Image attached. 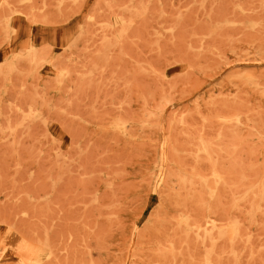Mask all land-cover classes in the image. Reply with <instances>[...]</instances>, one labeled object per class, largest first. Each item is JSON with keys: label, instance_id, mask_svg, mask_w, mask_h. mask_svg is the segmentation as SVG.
Returning a JSON list of instances; mask_svg holds the SVG:
<instances>
[{"label": "rangeland", "instance_id": "obj_1", "mask_svg": "<svg viewBox=\"0 0 264 264\" xmlns=\"http://www.w3.org/2000/svg\"><path fill=\"white\" fill-rule=\"evenodd\" d=\"M245 72L264 79V0H0V225L47 243L41 264H159L161 218L180 214L154 183L163 128L201 129L195 101ZM213 211L240 227L213 264H264V215Z\"/></svg>", "mask_w": 264, "mask_h": 264}, {"label": "bare ground", "instance_id": "obj_2", "mask_svg": "<svg viewBox=\"0 0 264 264\" xmlns=\"http://www.w3.org/2000/svg\"><path fill=\"white\" fill-rule=\"evenodd\" d=\"M260 21L259 17L249 20V27L256 28ZM234 76V88L223 100L210 99L205 105L195 101L204 120L201 129L193 128L187 114L163 128L164 138L153 168L154 183L160 197L180 214L161 218L158 231H166L167 237L155 252L159 264L178 260L192 264L193 254L200 249L207 251L200 264H213V252L220 240L234 245L240 235L239 225L216 215L204 220L200 215L203 208L214 207L213 213L223 214L248 204L249 213L264 215V113L251 108L245 95L253 91L254 100L264 102V79L248 72ZM216 126L217 133H210ZM115 128L122 132L128 129L120 121ZM249 139H256L263 147L247 150ZM246 154L252 159L248 163ZM170 223L172 235L167 227ZM215 229L222 232L216 238L211 234ZM47 246L15 225H0V252L10 257L9 262L0 260V264H41L43 257L52 256ZM185 251L187 259L183 257Z\"/></svg>", "mask_w": 264, "mask_h": 264}]
</instances>
